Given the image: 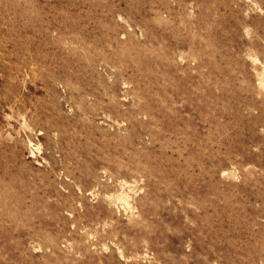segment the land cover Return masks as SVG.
<instances>
[{
    "label": "rangeland",
    "instance_id": "rangeland-1",
    "mask_svg": "<svg viewBox=\"0 0 264 264\" xmlns=\"http://www.w3.org/2000/svg\"><path fill=\"white\" fill-rule=\"evenodd\" d=\"M0 264H264V0H0Z\"/></svg>",
    "mask_w": 264,
    "mask_h": 264
}]
</instances>
